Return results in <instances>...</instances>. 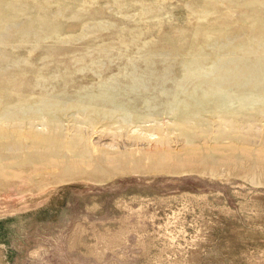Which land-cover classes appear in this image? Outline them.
<instances>
[{"label": "rangeland", "instance_id": "obj_1", "mask_svg": "<svg viewBox=\"0 0 264 264\" xmlns=\"http://www.w3.org/2000/svg\"><path fill=\"white\" fill-rule=\"evenodd\" d=\"M263 42L264 0H0V264H264Z\"/></svg>", "mask_w": 264, "mask_h": 264}, {"label": "bare ground", "instance_id": "obj_2", "mask_svg": "<svg viewBox=\"0 0 264 264\" xmlns=\"http://www.w3.org/2000/svg\"><path fill=\"white\" fill-rule=\"evenodd\" d=\"M1 29H2V28H1ZM232 39H234V37H233ZM230 41H231V39H230ZM236 41H237V40H236ZM263 43H264V42H263ZM222 46H223V45H222ZM252 46H253V45H252ZM252 46H251V47H252ZM259 46H260V45H259ZM259 46H258V47H259ZM263 46H264V45H263ZM240 48H241V47H240ZM252 49H253V47H252ZM242 52H243V51H242ZM229 53H230V52H229ZM234 53H235V52H234ZM224 55H225V54H224ZM253 55H255V54H253ZM230 56H232V54H231ZM223 57H224V56H223ZM228 57H229V56H228ZM232 57H233V56H232ZM237 57H238V56H237ZM241 57H242V56H241ZM244 57H245V56H243V58H244ZM239 58H240V57H239ZM229 59H231V58H229ZM250 59H251V57H250ZM232 60H233V59H232ZM232 60H231V61H232ZM217 61H218V60H217ZM220 61H223V59L220 60ZM243 62H244V60H243ZM247 62H248V61H247ZM218 63H219V62H218ZM229 63H230V60H229ZM229 63H228V64H229ZM245 63H246V62H245ZM231 64H232V63H231ZM238 64H239V63H238ZM241 64H242V63H240V65H241ZM246 64H247V63H246ZM246 64H245V65H246ZM216 65H218V64H216ZM247 65H248V64H247ZM243 66H244V65H243ZM256 66H257V65H256ZM247 69H248V68H247ZM216 70H217V69H216ZM222 70H223V69H222ZM222 70H221V71H222ZM236 70H237V69H236ZM221 71H220L219 73H221ZM240 72H241V71H240ZM217 73H218V71H217ZM217 73H216V74H217ZM221 74H222V73H221ZM221 74H220V77H221ZM227 76H228V75H227ZM254 77H255V76H254ZM229 79H230V77H229ZM217 81H218V80H217ZM222 81H223V80H222ZM224 81H225V80H224ZM229 81H230V80H229ZM226 82H227V80H226ZM231 83H232V82H231ZM223 84H224V83H223ZM225 85H226V84H225ZM222 86H223V85H222ZM226 87H227V85H226ZM228 87H229V84H228ZM230 92H231V91H230ZM179 96H180V95H179ZM247 96H248V94H247ZM97 98H98V97H97ZM8 113H9V112H6L5 115H4V117H6V116L8 115ZM2 205L6 206L7 208H8V207H11V208H12L14 205L17 206L16 203H3V202H0V206H2Z\"/></svg>", "mask_w": 264, "mask_h": 264}]
</instances>
